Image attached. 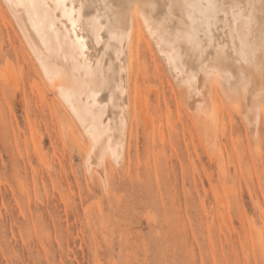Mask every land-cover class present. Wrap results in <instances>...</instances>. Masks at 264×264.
Masks as SVG:
<instances>
[{
	"label": "rangeland",
	"instance_id": "rangeland-1",
	"mask_svg": "<svg viewBox=\"0 0 264 264\" xmlns=\"http://www.w3.org/2000/svg\"><path fill=\"white\" fill-rule=\"evenodd\" d=\"M21 40L0 0V71L10 69L17 88L12 96L0 80V264H264L263 139L256 149L231 116L227 132L215 133L225 170L209 151L217 136L204 143L150 45L139 54L146 115L107 200L62 129L78 134V122L53 94L47 104L37 97V62Z\"/></svg>",
	"mask_w": 264,
	"mask_h": 264
},
{
	"label": "bare ground",
	"instance_id": "bare-ground-1",
	"mask_svg": "<svg viewBox=\"0 0 264 264\" xmlns=\"http://www.w3.org/2000/svg\"><path fill=\"white\" fill-rule=\"evenodd\" d=\"M1 1L37 62L32 60L39 73L32 82L37 97L47 104V94H53L78 122L80 134L62 129L82 152L88 180L96 181L107 200L113 172L128 160L138 115H146L139 54L150 45L204 143L217 130L225 134L231 116L248 129L256 149L264 142V0ZM9 71H0V80L16 96ZM150 124L147 120L148 132ZM157 126L159 141L166 142ZM213 139L209 151L224 167L223 146ZM35 145L46 160L37 139ZM254 153L259 156L258 150Z\"/></svg>",
	"mask_w": 264,
	"mask_h": 264
}]
</instances>
